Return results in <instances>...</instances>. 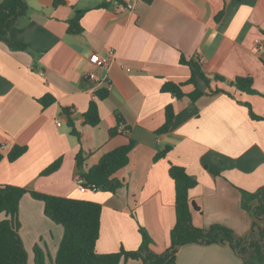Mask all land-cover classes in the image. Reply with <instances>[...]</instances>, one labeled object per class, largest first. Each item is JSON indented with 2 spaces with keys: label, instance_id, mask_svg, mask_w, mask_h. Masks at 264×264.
<instances>
[{
  "label": "crops",
  "instance_id": "0c3cea01",
  "mask_svg": "<svg viewBox=\"0 0 264 264\" xmlns=\"http://www.w3.org/2000/svg\"><path fill=\"white\" fill-rule=\"evenodd\" d=\"M71 20L81 32L68 31ZM9 38L27 49L0 41V184L100 203L99 253L138 249L140 226L151 236L152 249L161 253L176 222L175 181L169 172L176 164L197 180L190 190L200 209L193 211L197 226L222 224L239 236L250 232L255 217L242 207L241 189L254 192L264 185V121L253 120L239 101L264 116V0H29L27 15ZM95 51L115 52L108 69L93 67ZM181 57L199 59L210 89L233 96L209 93L201 79L198 87L206 94L195 101L164 91L166 82L183 84L187 95L195 90L188 82L191 67ZM91 70L110 85L89 79ZM237 77H251L255 94L231 85ZM99 90L107 92L102 99ZM47 94L55 101L45 107L39 99ZM92 100L98 102L96 126L84 121ZM170 104L173 124L159 133ZM130 140L135 146L129 163L115 174L122 186L115 192H82L80 172ZM15 145L27 150L10 161ZM166 146L171 147L167 155L155 160ZM56 160H61L59 168L41 175ZM44 210V202L30 194L19 204L28 264H36V246L52 264L63 237L62 225ZM120 264L144 263L128 259ZM173 264L243 261L229 245L193 243L179 249Z\"/></svg>",
  "mask_w": 264,
  "mask_h": 264
},
{
  "label": "trees",
  "instance_id": "16d2710c",
  "mask_svg": "<svg viewBox=\"0 0 264 264\" xmlns=\"http://www.w3.org/2000/svg\"><path fill=\"white\" fill-rule=\"evenodd\" d=\"M151 2L152 0H146ZM29 0H3L0 3V41L6 43L15 50H26L27 46L19 41L9 38L11 29L27 15ZM68 31L79 33L82 27L76 20H71ZM197 60H187L181 57V63L191 67V77L188 80L196 86L191 94H185L183 84L166 82L163 90L175 94L181 98L189 96L195 101L204 94L205 90L198 87L201 79L210 89L211 79L207 77ZM214 79L224 81L219 75ZM237 90L248 94H255L253 79L251 77H237L231 82ZM224 92L230 96L232 93L221 88L210 89L209 93ZM98 98L107 95L104 90L96 92ZM55 101V97L47 94L39 99L43 106H48ZM249 111L253 120L264 121V116L256 113L249 102H241ZM69 114V111H67ZM175 117L172 104L166 107V119L159 133L170 130ZM85 123L96 126L100 122L98 102L92 100L88 110L84 113ZM73 132L76 133L74 122L69 120ZM114 133V131H111ZM135 146V141L119 146L102 156L100 161L88 170L80 172L85 180L84 186L91 187L95 184L98 189L115 192L122 182L115 176L116 172L125 167L130 160V152ZM171 147L160 151L155 160L165 157ZM27 147L15 145L10 151V161L18 159L25 153ZM1 158V155H0ZM82 153L77 155V165L82 168ZM61 160H56L45 168L41 175L55 172L60 166ZM213 171V170H211ZM170 175L175 181L176 190V222L170 234V245L165 251L159 253L152 249V238L147 230L140 226L142 242L136 250H126L123 247L117 252L99 253L96 248L101 228L102 205L98 202L81 200L68 196H58L42 193L11 184H0V264H28V253L20 235V223L18 220L19 204L26 194L34 199L43 201L45 214L64 229L63 237L58 247L56 257L52 264H120L123 260L137 259L144 264H173L176 261L179 249L187 244L200 245H229L234 253L239 256L243 264H264V185L254 192L241 189L242 207L253 213L255 221L250 232L246 236H239L232 228L222 224H212L209 227H200L194 223L193 211H200L199 207L191 200L190 190L197 184V180L181 165L171 164ZM216 173L215 171H213ZM256 200V204L251 202ZM36 264H46L43 251L35 247Z\"/></svg>",
  "mask_w": 264,
  "mask_h": 264
},
{
  "label": "built area",
  "instance_id": "2783aa9c",
  "mask_svg": "<svg viewBox=\"0 0 264 264\" xmlns=\"http://www.w3.org/2000/svg\"><path fill=\"white\" fill-rule=\"evenodd\" d=\"M256 42H260L259 39L256 40ZM115 52L114 51H109V53L104 56L101 55L99 52L95 51L90 55V62L92 63L93 67L95 69H108L114 59ZM87 77L89 79H92L94 81H97V83H106L110 85L109 80L107 78H99L96 70H91L87 73ZM120 132H123V129L120 127L119 128ZM77 184L80 187V190L82 192H85L87 190H97L98 187L93 184L91 187L84 186L85 180L83 177L80 175L77 177Z\"/></svg>",
  "mask_w": 264,
  "mask_h": 264
},
{
  "label": "rangeland",
  "instance_id": "374dc122",
  "mask_svg": "<svg viewBox=\"0 0 264 264\" xmlns=\"http://www.w3.org/2000/svg\"><path fill=\"white\" fill-rule=\"evenodd\" d=\"M44 254H45V253H44ZM44 257H45V261H46V257H47L46 254L44 255Z\"/></svg>",
  "mask_w": 264,
  "mask_h": 264
}]
</instances>
